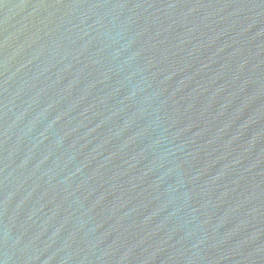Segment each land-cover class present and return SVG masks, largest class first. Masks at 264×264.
<instances>
[{
    "label": "water",
    "instance_id": "obj_1",
    "mask_svg": "<svg viewBox=\"0 0 264 264\" xmlns=\"http://www.w3.org/2000/svg\"><path fill=\"white\" fill-rule=\"evenodd\" d=\"M0 264H264V0H0Z\"/></svg>",
    "mask_w": 264,
    "mask_h": 264
}]
</instances>
